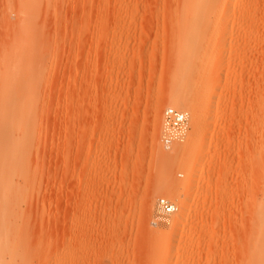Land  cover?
I'll use <instances>...</instances> for the list:
<instances>
[{"label":"rangeland","instance_id":"374dc122","mask_svg":"<svg viewBox=\"0 0 264 264\" xmlns=\"http://www.w3.org/2000/svg\"><path fill=\"white\" fill-rule=\"evenodd\" d=\"M262 214L264 0H0V264H264Z\"/></svg>","mask_w":264,"mask_h":264},{"label":"built area","instance_id":"2783aa9c","mask_svg":"<svg viewBox=\"0 0 264 264\" xmlns=\"http://www.w3.org/2000/svg\"><path fill=\"white\" fill-rule=\"evenodd\" d=\"M188 130L189 120L184 113L172 108L163 109L159 136L164 149H169L175 141L186 136ZM156 207L163 215H171L177 210V206L165 198H158Z\"/></svg>","mask_w":264,"mask_h":264},{"label":"bare ground","instance_id":"6f19581e","mask_svg":"<svg viewBox=\"0 0 264 264\" xmlns=\"http://www.w3.org/2000/svg\"><path fill=\"white\" fill-rule=\"evenodd\" d=\"M202 9V8H201ZM200 9V10H201ZM187 56H185L184 55V57H182L183 59L184 58H186ZM182 58H181V60L180 61H183V62H185L186 61V59L185 60H182ZM179 60H178V62H179ZM179 63H181L182 64V62H179ZM185 63H187V61L185 62ZM192 66V63H190V64H188V65H183L182 67H180V69L182 70L181 72H183V71H185V70H187L189 67H191ZM184 104H185V100L184 99H181V98H174L173 99V101H172V105L171 106H175V107H179V108H181L182 106H184ZM186 115V117H187V119L189 120V119H192V117L191 116H189V115H187V114H185ZM186 134H187V132H186ZM183 137H181V138H179V139H182ZM178 139V140H179ZM13 143H12V140L9 138H7V140H6V146H8V148H6V149H8V151L9 150H11L13 147V145H12ZM16 148V147H15ZM12 151V150H11ZM11 151H9V152H11ZM15 151H16V149H15ZM14 151V152H15ZM8 152V154L9 155H12V154H10ZM17 154V153H16ZM14 155V154H13ZM12 155V156H13ZM12 158V157H11ZM10 158V159H11ZM205 164V163H204ZM202 167H204V165H201V168ZM201 170V169H200ZM258 214H256L255 215V217L257 216ZM189 217V215L187 214H184L181 210H180V212L176 215V219H178L179 221L180 220H183V219H186V218H188ZM258 218L259 219H261V221H264V214H262V217H260V216H258ZM257 219L255 218V221H256ZM168 224H171V222L169 221L168 222ZM253 226H257V225H253ZM252 226V227H253ZM254 229V228H253ZM252 229V230H253ZM252 235V234H251ZM254 235H256V237H262V238H264V227L263 228H259V227H256L255 229H254ZM256 247H255V253L258 251V250H262V251H264V245H262V246H257V245H255ZM259 258L261 259V260H263L264 259V253H261L260 254V256H259ZM256 264V263H255ZM258 264V263H257Z\"/></svg>","mask_w":264,"mask_h":264}]
</instances>
